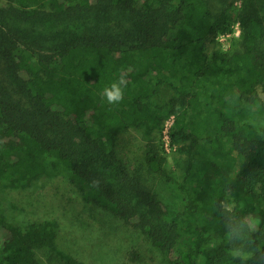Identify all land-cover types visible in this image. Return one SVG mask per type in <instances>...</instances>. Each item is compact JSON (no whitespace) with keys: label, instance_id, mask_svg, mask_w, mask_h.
Instances as JSON below:
<instances>
[{"label":"trees","instance_id":"16d2710c","mask_svg":"<svg viewBox=\"0 0 264 264\" xmlns=\"http://www.w3.org/2000/svg\"><path fill=\"white\" fill-rule=\"evenodd\" d=\"M4 1L0 183L61 177L170 264H264V0L216 12L210 0ZM121 79L123 99L109 104L104 89ZM162 88L172 95L159 104ZM172 116L170 142L187 156L180 211L148 185L165 176L161 138L141 166L116 150L120 133L161 137ZM56 238V223L22 232L0 209V264H38Z\"/></svg>","mask_w":264,"mask_h":264},{"label":"rangeland","instance_id":"374dc122","mask_svg":"<svg viewBox=\"0 0 264 264\" xmlns=\"http://www.w3.org/2000/svg\"><path fill=\"white\" fill-rule=\"evenodd\" d=\"M257 1L253 0L251 4L258 5ZM210 2L215 12L224 4L243 6L242 0ZM4 4L5 1L0 0V6ZM237 32L235 30V35ZM231 38H218L216 48L213 46L210 51L228 49ZM171 95V89L162 88L154 100L164 104ZM158 143L166 158L165 176L163 179L160 176L149 177L148 185L160 196L169 211H180L185 199L180 185L187 169V156L180 152V148L167 153L162 137L146 129H130L119 134L116 150L128 165L141 166L145 162L147 145ZM227 201L229 209L237 205L234 195H229ZM0 209L8 225L22 232L32 224H57L55 244L36 253L38 264H70V261L76 264H170L171 261V255L164 256L158 252L139 232L107 209L84 199L77 188L61 177H39L18 188L0 183ZM130 253L138 255L136 262L130 260ZM198 264L209 262L205 256H201Z\"/></svg>","mask_w":264,"mask_h":264},{"label":"built area","instance_id":"2783aa9c","mask_svg":"<svg viewBox=\"0 0 264 264\" xmlns=\"http://www.w3.org/2000/svg\"><path fill=\"white\" fill-rule=\"evenodd\" d=\"M235 30L238 31L236 33L237 36L240 35V31H239V27L238 25L235 26L234 28V33L232 35H228V36H222L220 37L221 39H229L231 38L232 36H236L235 35ZM174 119L175 117L172 116L170 117L166 122H165V126H164V129L162 131V141H163V147H164V150L167 152V153H170V151H172L173 149L177 148L176 146H173L170 142V132L171 130L173 129L174 127Z\"/></svg>","mask_w":264,"mask_h":264},{"label":"clouds","instance_id":"9594fccd","mask_svg":"<svg viewBox=\"0 0 264 264\" xmlns=\"http://www.w3.org/2000/svg\"><path fill=\"white\" fill-rule=\"evenodd\" d=\"M124 80L121 79L120 83H113L110 88H105L103 96L107 99L109 104L117 103L123 99V93L120 88V84H123Z\"/></svg>","mask_w":264,"mask_h":264}]
</instances>
